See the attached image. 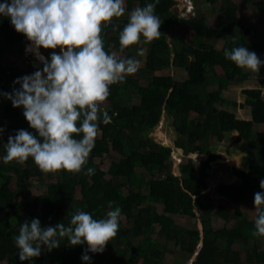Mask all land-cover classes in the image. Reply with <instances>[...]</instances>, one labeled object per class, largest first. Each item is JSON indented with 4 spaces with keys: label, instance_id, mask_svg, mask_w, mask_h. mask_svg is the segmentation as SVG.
Instances as JSON below:
<instances>
[{
    "label": "trees",
    "instance_id": "1",
    "mask_svg": "<svg viewBox=\"0 0 264 264\" xmlns=\"http://www.w3.org/2000/svg\"><path fill=\"white\" fill-rule=\"evenodd\" d=\"M205 1L214 4L217 0ZM124 2L125 14L114 18L102 32L105 51L109 54L121 52L119 33L127 24L129 13L155 0ZM225 4V10L217 14V23L211 27L200 11L181 16L175 0H159L155 14L161 21V35L151 43H144L141 37L138 45L145 48L143 66L124 82L110 86V96L105 101L107 106L101 108L112 117V122L107 125L102 119L97 122L95 147L84 171L79 174L63 170L44 174L31 157L23 165L15 161L4 164L2 158L6 155L9 135L14 136L20 129L34 130L23 116V107L14 108L10 100L0 95V128L4 129L0 133V264H88L81 259L87 244L71 246L67 238L61 240L59 248L48 251L42 246L39 257L21 261L14 238L26 220L38 218L42 227L58 223L68 226L77 209L101 219L116 207L121 209L119 231L103 253H88L92 257L91 264H165V255H173L176 251L168 250L167 243H173L179 250L175 264H187L191 255L185 253V249L197 247L199 242L201 247L192 264H264L261 237L252 236L255 218L248 222L241 210L246 203L254 206L256 192H264L260 188V181L264 179V134L254 131L255 124H264L262 89H242L244 101L240 107H249L251 118H239L229 108L222 107L236 106V102L224 97L223 91L253 76L252 72L226 59L224 50L244 46L255 53L258 51L256 43L249 40L250 28L236 14V4L231 0H225ZM255 4H261L264 10V0H255ZM176 25L193 32L191 41L177 35L168 39L170 29ZM218 40H223L219 49L213 43ZM27 42V38L12 26L10 18L0 14V93H11L14 87L19 88L18 84H13L14 80L36 71L31 66L23 67L7 60L14 48L23 52ZM136 49L135 44L122 53L137 61L140 56ZM52 51L60 50L45 51L49 60ZM167 66L182 68L186 75L180 79L177 75L156 73ZM217 66L223 74L217 73ZM135 97L137 102L133 101ZM163 112L171 117L177 133L173 148L148 135ZM232 131L236 132V141L246 148L247 167L232 168L230 173L238 180L229 185L221 184L214 192L234 205V210L230 211L214 207L213 196L207 189L211 162L218 157L211 149V138L219 140ZM174 149L182 155L177 174L171 169ZM112 151L119 154L120 159L113 161L106 171L93 164ZM192 153L206 154V158L196 163L189 156ZM87 168L95 169V173L85 175ZM44 177L57 180L48 183L46 191L31 202L18 201V190L28 191L34 181ZM141 182L147 189L146 194L140 191ZM109 201L113 202L112 209H109ZM158 206L162 207L161 212ZM211 216L224 222L222 230L213 229ZM122 217L131 223L127 228ZM175 217L200 221L201 237L197 233L190 235V230L177 225ZM156 233L164 242L152 238ZM236 245L244 250V257L234 249Z\"/></svg>",
    "mask_w": 264,
    "mask_h": 264
},
{
    "label": "clouds",
    "instance_id": "2",
    "mask_svg": "<svg viewBox=\"0 0 264 264\" xmlns=\"http://www.w3.org/2000/svg\"><path fill=\"white\" fill-rule=\"evenodd\" d=\"M158 2L129 13L128 22L119 33L121 52L139 44L141 37L144 43L159 39L161 21L155 14ZM0 14L10 18L15 30L28 40L26 51L43 64L42 69L14 80L13 84L19 88L0 93L14 108L23 107V116L34 130L20 129L14 136L9 135L3 163L15 161L23 165L31 157L44 174L62 170L81 173L95 147L97 122L101 119L105 125L112 122V117L101 108L110 96V86L124 82L139 69L138 61L109 54L104 47V27L125 14L124 0H11L10 3L5 0L0 3ZM41 48L60 51H52L49 60L45 52L46 57L40 52ZM142 52L141 49L139 54ZM224 56L253 73H259L264 64L254 51L244 46L225 49ZM3 131L0 128V133ZM78 136L82 138H75ZM181 158L175 157L176 165ZM94 173L93 168L84 172ZM260 188L264 189V179ZM112 203L109 201V209ZM254 206L252 236L264 237V192L254 194ZM120 215L119 207L109 210L106 218L101 219L77 209L68 226L58 223L42 227L38 218L26 220L14 238L19 259L31 261L41 255L42 246L51 251L67 238L71 246L87 244L81 259L91 264L88 253L105 251L119 231Z\"/></svg>",
    "mask_w": 264,
    "mask_h": 264
},
{
    "label": "rangeland",
    "instance_id": "3",
    "mask_svg": "<svg viewBox=\"0 0 264 264\" xmlns=\"http://www.w3.org/2000/svg\"><path fill=\"white\" fill-rule=\"evenodd\" d=\"M176 1V9L180 12L184 8V6L187 3V0H175ZM236 4V14L240 18L241 22L248 26L250 28V34H249V40H252L256 43V52L257 56L260 58L261 61H264V10L263 8L255 4V0H231ZM190 2L193 4L194 2V13L195 10L200 11L203 13L209 25L213 27L217 23V14L224 11L226 4L225 0H217L214 4H210L206 2L205 0H190ZM196 3V6H195ZM125 7V2H124ZM181 15V13H180ZM172 35H177L183 38L185 41L189 42L191 41L193 37V32L189 29H187L183 25H176L173 26L169 33H168V39ZM214 46L216 48H221L223 44V40H218L216 42H213ZM31 45V42L29 43ZM28 45V46H29ZM137 49L135 50L136 54L140 56V59H138L139 66H143V60L145 57V48L140 47L138 44H136ZM26 46L24 47L23 52H20L17 48H14L9 55L7 56V60H9L12 63H17L20 66L23 67H29L33 70L42 69L43 64L39 63L36 59V57L33 55L32 52L26 51ZM141 49L143 50L142 54H139ZM48 49L41 48L40 52L43 54V52L47 51ZM115 53L120 58H126V53L113 51L110 52V54ZM44 55V54H43ZM45 56V55H44ZM46 57V56H45ZM47 58V57H46ZM218 70V74H223L222 69L220 67H216ZM248 71V70H247ZM157 74H173L174 76L177 75L180 79L184 78L186 75L185 70L182 68H177L174 66H167L164 67L162 70L157 71ZM253 73V72H252ZM260 74L253 73V76L251 80H246L240 83L231 84L227 89L223 91V95L225 98L236 102L235 105H223V108H229L233 113L239 117V118H251L249 107H240V104L244 101L243 95H242V89L244 88H253V87H260L263 92L264 96V64H262L260 68ZM133 101L137 102L138 99L135 97ZM101 106H107V103L104 102ZM171 117L168 116L165 112L161 115V118L157 124V126L148 133L149 136H151L155 141L170 146L173 148L174 141L177 138V133L175 132L171 122ZM254 131L256 134H264V124H255ZM212 145L211 149H213L214 152L217 153L218 157L216 160L211 162V178L208 181V189L207 192L211 196H213V203L214 207L221 206L223 208H226L227 210L233 211L234 205L231 203H228L227 201L222 200L217 195H215V189L221 184L229 185L230 183H235L238 179L235 176H232L230 173V170L232 168H240L245 169L247 167V152L246 148H243V145L240 142L236 141V132L232 131L229 133H226L221 139L214 140V137L211 138ZM254 141V138H253ZM181 153L179 150L174 149L171 152V159H172V170L175 174H177V166L175 164V157L181 158ZM189 156L197 163L200 160H203L206 158V154H199V153H192L189 154ZM120 159V155L116 152L112 151L111 154L108 156H105L104 158L96 159L93 163L94 165H99L103 170H107L110 164L113 161H117ZM4 171L8 174V170L4 169ZM56 177H44L41 181H34L32 184V187L28 190H18L17 191V199L18 201H28L31 202L36 196L44 193L46 191V185L48 183H54L56 182ZM142 183V182H141ZM140 183V184H141ZM140 191L142 194L147 193V189L145 186H140ZM255 206H252L249 203H246L241 210L243 211L244 215L246 216V219L248 222H252V220L255 218ZM251 210H254L253 212ZM162 211V207L158 206V212ZM196 212V211H195ZM196 215H198L196 213ZM177 225L183 226L190 230V235L196 236V233L201 237L202 235V226L200 221H194L185 219L182 217H175L174 218ZM122 221L124 224V227L127 228L130 226V222H128L127 218L122 217ZM211 225L214 230H222L224 228V222L222 220H219L218 218L211 216L210 218ZM158 230V227H156V231ZM197 230V232H196ZM152 238L157 239L158 242H164L163 238H159L157 236V233L152 236ZM260 244H262V249H264V237H261ZM200 242L197 247L189 246L185 249V253L190 254V260L187 262V264H192V262L195 259L196 254L198 253ZM166 247L168 250H176L174 251V254H166L164 257V263L165 264H175L177 261V258L179 257L177 248L174 247L173 243H167ZM235 250L240 251L242 256L244 257V250L240 247V245H236L234 247Z\"/></svg>",
    "mask_w": 264,
    "mask_h": 264
},
{
    "label": "built area",
    "instance_id": "4",
    "mask_svg": "<svg viewBox=\"0 0 264 264\" xmlns=\"http://www.w3.org/2000/svg\"><path fill=\"white\" fill-rule=\"evenodd\" d=\"M180 13H181V16H189V15L194 14V6L190 2V0H187V4L184 6V8L182 10H180L179 14Z\"/></svg>",
    "mask_w": 264,
    "mask_h": 264
},
{
    "label": "crops",
    "instance_id": "5",
    "mask_svg": "<svg viewBox=\"0 0 264 264\" xmlns=\"http://www.w3.org/2000/svg\"><path fill=\"white\" fill-rule=\"evenodd\" d=\"M193 5H194V2H193ZM195 6H196V3H195ZM195 11H196V10H195ZM214 26H215V25H214ZM214 26H213V27H214ZM219 75H220V74H219ZM201 226H202V225H201Z\"/></svg>",
    "mask_w": 264,
    "mask_h": 264
},
{
    "label": "water",
    "instance_id": "6",
    "mask_svg": "<svg viewBox=\"0 0 264 264\" xmlns=\"http://www.w3.org/2000/svg\"><path fill=\"white\" fill-rule=\"evenodd\" d=\"M40 63V62H39Z\"/></svg>",
    "mask_w": 264,
    "mask_h": 264
}]
</instances>
